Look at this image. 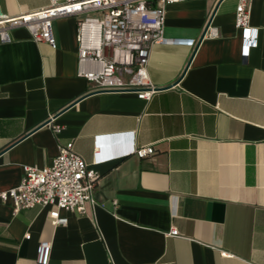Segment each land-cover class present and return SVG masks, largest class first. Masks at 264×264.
Returning a JSON list of instances; mask_svg holds the SVG:
<instances>
[{
  "label": "crops",
  "instance_id": "crops-1",
  "mask_svg": "<svg viewBox=\"0 0 264 264\" xmlns=\"http://www.w3.org/2000/svg\"><path fill=\"white\" fill-rule=\"evenodd\" d=\"M215 1L166 6V36L197 38L210 16L217 36L195 50L154 45L148 74L162 89L149 101L93 91L77 74L72 16L53 20L55 47L23 27L0 43V191L23 165L51 163L50 119L97 171L94 204L61 211L66 224L52 225L50 208L14 213L0 201V264H38L42 240L48 264H264V0L250 3L258 36L246 56L237 0ZM46 5L0 0L11 16ZM145 145L154 153L137 157Z\"/></svg>",
  "mask_w": 264,
  "mask_h": 264
},
{
  "label": "built area",
  "instance_id": "built-area-1",
  "mask_svg": "<svg viewBox=\"0 0 264 264\" xmlns=\"http://www.w3.org/2000/svg\"><path fill=\"white\" fill-rule=\"evenodd\" d=\"M181 0H47L37 10L9 15L0 10V43L11 41L10 31L26 28L34 41L55 47L53 20L72 16L76 20L77 74L92 83L97 92H133L149 101L160 91L149 78L148 62L156 44H175L195 50L205 37H216L211 16L197 38L168 37L164 34L166 6ZM222 0H216V5ZM251 0H237L234 26L240 32L241 53L246 56L257 45V28L250 25ZM57 144V154L47 166H22L17 185L0 191V201H10L13 212L39 206L50 208L52 225L66 224L61 211L83 213L94 204L97 171L87 164L72 141L62 142V126L47 121ZM133 153L143 158L154 153L151 145L136 146ZM115 203V202H114ZM177 235L176 229L169 231ZM30 234L26 233L25 238ZM51 242L42 240L36 248L38 264H48Z\"/></svg>",
  "mask_w": 264,
  "mask_h": 264
}]
</instances>
